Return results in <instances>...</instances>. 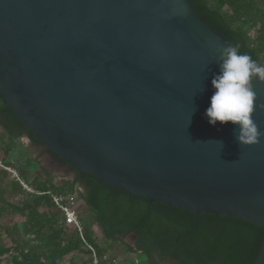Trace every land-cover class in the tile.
<instances>
[{
	"label": "water",
	"instance_id": "1",
	"mask_svg": "<svg viewBox=\"0 0 264 264\" xmlns=\"http://www.w3.org/2000/svg\"><path fill=\"white\" fill-rule=\"evenodd\" d=\"M225 46L189 0H0V96L52 164L264 231V136L241 146L204 115Z\"/></svg>",
	"mask_w": 264,
	"mask_h": 264
},
{
	"label": "trees",
	"instance_id": "2",
	"mask_svg": "<svg viewBox=\"0 0 264 264\" xmlns=\"http://www.w3.org/2000/svg\"><path fill=\"white\" fill-rule=\"evenodd\" d=\"M196 16L216 33L225 35L227 46L264 65V0H189ZM0 154L6 160L19 146L22 136L35 142L0 96ZM27 161L15 172L35 192L75 195L101 238L120 243L127 252L137 253L144 264H161L170 258L177 264H253L264 231L247 222L213 215L189 213L113 190L90 175L74 172V178L59 186L52 183L28 147ZM13 155V154H12ZM38 167L40 176L31 175ZM64 178V177H63ZM80 216V211H79ZM12 222L6 223V218ZM19 218V222L16 221ZM81 219V216H80ZM134 235L131 248L125 237ZM86 238V236H85ZM87 243L102 259L104 249L89 235ZM76 255H87L77 264H89L88 251L75 231L61 224V216L48 195L27 192L18 181L0 169V264H75ZM100 264H114L101 260ZM135 264V263H130ZM138 264V263H136Z\"/></svg>",
	"mask_w": 264,
	"mask_h": 264
},
{
	"label": "clouds",
	"instance_id": "3",
	"mask_svg": "<svg viewBox=\"0 0 264 264\" xmlns=\"http://www.w3.org/2000/svg\"><path fill=\"white\" fill-rule=\"evenodd\" d=\"M219 74L211 80L213 93L205 117L209 125L231 123L237 126L236 140L241 146H251L264 136L253 120L257 107L253 79L264 82V65L239 51L238 46L220 49L217 59ZM220 143V142H219Z\"/></svg>",
	"mask_w": 264,
	"mask_h": 264
},
{
	"label": "rangeland",
	"instance_id": "4",
	"mask_svg": "<svg viewBox=\"0 0 264 264\" xmlns=\"http://www.w3.org/2000/svg\"><path fill=\"white\" fill-rule=\"evenodd\" d=\"M0 124H3L2 119H0ZM2 131H3V128L0 125V132ZM15 144H18L19 146L15 148V151H13L12 153L13 155L12 154L8 155L6 160H10V162L12 161V163L15 166V170L18 171V168L23 167L27 161V154L25 153L23 146L30 147L32 149V144L26 136H22L20 138V141L18 142L16 141ZM42 151L43 149H41L40 152L38 153H33V157L34 159L38 160L40 164L43 163V166H45V170L49 174H51V177L53 178L52 180L53 185L59 186L63 183V181L71 180L73 178L71 175L72 173L68 174L67 176L63 172L55 171L53 169L54 166L52 164V161L47 162L46 159L44 158L45 156H44V153H42ZM3 160H4L3 156L2 154H0V162L2 164H4ZM59 172L62 173L61 176L58 175ZM8 174L12 177V179H14L12 174L10 173ZM31 175L40 176L38 167H35L34 170L31 171ZM25 183L28 184L27 181H25ZM79 211H80V216H81L80 221L84 229V234L86 238L90 235L95 240L96 244L105 250L103 257H105L106 259L104 258V261H113L114 264H130V263L144 264L143 258L140 255H138L137 253L134 254L132 252H127L125 248L122 245H120V243L112 244L108 241L103 240L97 228L94 227L90 215L82 209V204L80 202H79ZM12 220L13 218L9 217V218H6L4 221L8 223V222H12ZM19 220H20L19 218H16V221L19 222ZM124 243L131 248L134 247V240L130 235L125 237ZM87 258H88L87 255H76V257L74 258V263L75 264L81 263L82 260H85ZM162 264H174V263L171 261H166L165 263H162Z\"/></svg>",
	"mask_w": 264,
	"mask_h": 264
},
{
	"label": "built area",
	"instance_id": "5",
	"mask_svg": "<svg viewBox=\"0 0 264 264\" xmlns=\"http://www.w3.org/2000/svg\"><path fill=\"white\" fill-rule=\"evenodd\" d=\"M0 169L4 170L13 175L14 179L19 182V184L29 193L36 194L38 196L48 195L53 207L58 211L61 216V224L73 231H75L77 237L81 241L82 245L90 251V261L89 264H100L101 260L98 258L93 250V248L87 243L85 238L84 229L81 225L79 216V201L75 195H64V194H53L50 191L46 192H35L28 188L23 181L18 178L17 173L13 169L6 167L0 162ZM106 259V258H105Z\"/></svg>",
	"mask_w": 264,
	"mask_h": 264
},
{
	"label": "flooded vegetation",
	"instance_id": "6",
	"mask_svg": "<svg viewBox=\"0 0 264 264\" xmlns=\"http://www.w3.org/2000/svg\"><path fill=\"white\" fill-rule=\"evenodd\" d=\"M39 148V149H38ZM41 149H43L41 146H36V145H32V149L29 147V150L32 152V154L33 153H38V152H40V150ZM44 150V149H43ZM53 169L55 170V171H59L60 169H62V171H63V173L65 174V175H67L68 176V174H73L72 175V177L74 178V172L70 169V168H68V167H63V166H57V168L56 167H53ZM72 178V179H73ZM131 235V234H130ZM129 236V235H128ZM136 242V239H135V241H134V243ZM166 261H171V262H173L174 264H177L174 260H172V259H170V258H167V259H165L162 263H165ZM161 263V264H162Z\"/></svg>",
	"mask_w": 264,
	"mask_h": 264
},
{
	"label": "crops",
	"instance_id": "7",
	"mask_svg": "<svg viewBox=\"0 0 264 264\" xmlns=\"http://www.w3.org/2000/svg\"><path fill=\"white\" fill-rule=\"evenodd\" d=\"M28 149H29V147H28ZM42 153H44V152L42 151ZM44 156H45V154H44ZM33 158H34V157H33ZM44 158H45V157H44ZM45 159H46L47 161L51 160L49 157H46ZM37 161H38V160H37ZM51 161H52V160H51ZM38 162H39V161H38ZM39 164H40V163H39ZM40 166L43 168V170H44L49 176H51V174H49V173L45 170V166H43V163H41ZM53 166L57 168V165H54V164H53ZM59 171H60V172H63L62 169H60ZM60 172H59L58 174H62V173H60ZM53 175H54V174H53Z\"/></svg>",
	"mask_w": 264,
	"mask_h": 264
}]
</instances>
